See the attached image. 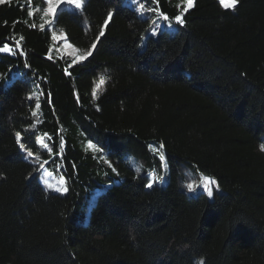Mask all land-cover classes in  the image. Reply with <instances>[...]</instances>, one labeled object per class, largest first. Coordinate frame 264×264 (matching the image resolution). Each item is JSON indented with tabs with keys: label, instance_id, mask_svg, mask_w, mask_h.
Segmentation results:
<instances>
[{
	"label": "trees",
	"instance_id": "trees-1",
	"mask_svg": "<svg viewBox=\"0 0 264 264\" xmlns=\"http://www.w3.org/2000/svg\"><path fill=\"white\" fill-rule=\"evenodd\" d=\"M45 11L0 0V264H264V0L61 6L80 62Z\"/></svg>",
	"mask_w": 264,
	"mask_h": 264
},
{
	"label": "rangeland",
	"instance_id": "rangeland-1",
	"mask_svg": "<svg viewBox=\"0 0 264 264\" xmlns=\"http://www.w3.org/2000/svg\"><path fill=\"white\" fill-rule=\"evenodd\" d=\"M46 3V16L47 19L49 20L51 29L53 31L54 34V38L56 41V51L60 56H69L72 60H74L75 62H80L85 60L87 57L83 58V59H76L77 57H81L84 54L79 53L72 45H70L67 41H66V35H65V30L62 26L56 24L54 22V20L52 19V17L54 16L55 12L58 10L59 7L61 6H66L69 9H73V10H79L82 8V6L84 5L85 0H61V2L59 4L55 5V12H51L49 11V7L50 5L47 3V0H43ZM221 2V0H219ZM77 4H79L80 6L77 7ZM222 6L224 8L227 9H232L233 7L227 6V5H231L232 4V0H223V3L221 2ZM166 16H160L158 17V26L156 29H154L151 34H156V30L160 29L162 30L163 28H168L171 32L176 30V25L174 23H172L168 18L165 19ZM100 32L98 33V35L95 37V39L93 40V43L96 45L95 48H91V53L93 54L98 41L100 40ZM6 51H9L8 48L5 49ZM46 149V148H43ZM42 177H45V184L46 186L51 189L55 194L58 195H64L67 192V184L64 178L62 177H54L49 171L44 172V171H40L39 175ZM198 183H204V188L203 190H205L206 188L211 191L212 190V184L211 181L207 178L204 179V181H202V179L198 178L196 180H194L192 182V184L190 185V192H196L195 190H193L194 185L198 184Z\"/></svg>",
	"mask_w": 264,
	"mask_h": 264
},
{
	"label": "snow or ice",
	"instance_id": "snow-or-ice-1",
	"mask_svg": "<svg viewBox=\"0 0 264 264\" xmlns=\"http://www.w3.org/2000/svg\"><path fill=\"white\" fill-rule=\"evenodd\" d=\"M60 2H61V0H47V3L50 5V7H49V11H51V12H55V5H56V4H59ZM221 2L223 3V0H221ZM238 2H239V0H232V4H231V5H227V6H230V7L235 8V6H236V4H238ZM192 3H193V0H188V4H189V6H191ZM79 6H80V5L77 4V7H79ZM108 19H109V20L111 19V15L108 16ZM165 19H167V17H165ZM176 20H177L179 23H181V24L184 23V21L181 20L179 16L176 17ZM101 35H103L102 32H101ZM95 46H96V45L93 43V44H92V48H95ZM0 50H2V49H0ZM91 55H92L91 51H88V52L84 53L83 56H81V57H77L76 59H83V58H85V57H87V56H91ZM261 147H262V150H264V145H262ZM29 155H31V153H29ZM147 187L150 188V187H152V185H151V184H148ZM208 194L211 196V195H212L211 191H209ZM200 264H203V261H201Z\"/></svg>",
	"mask_w": 264,
	"mask_h": 264
}]
</instances>
